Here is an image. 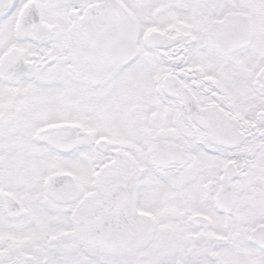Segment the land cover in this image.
Wrapping results in <instances>:
<instances>
[{"label": "snow or ice", "instance_id": "6c2138e0", "mask_svg": "<svg viewBox=\"0 0 264 264\" xmlns=\"http://www.w3.org/2000/svg\"><path fill=\"white\" fill-rule=\"evenodd\" d=\"M0 264H264V0H0Z\"/></svg>", "mask_w": 264, "mask_h": 264}]
</instances>
